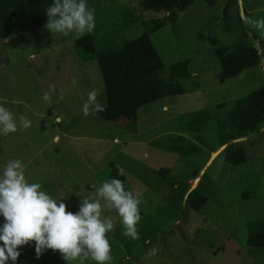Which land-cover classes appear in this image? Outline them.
<instances>
[{"label": "rangeland", "instance_id": "1", "mask_svg": "<svg viewBox=\"0 0 264 264\" xmlns=\"http://www.w3.org/2000/svg\"><path fill=\"white\" fill-rule=\"evenodd\" d=\"M86 2L95 10V28L86 34L111 44L138 36L151 19L162 21L149 34L155 50L164 67L187 60L190 76L180 83L185 91L197 87L203 102L176 114L172 103L161 112L163 100H156L138 107L133 123L84 116L81 107L90 90L104 102L96 61L82 60L72 35L51 33L46 22L12 33L0 39V104L12 110L18 131L0 134V172L7 161L21 160L29 183H40L76 213L81 198L93 197L108 180L112 161L124 172L126 190L139 193L142 203L138 240L123 234L114 210L102 211L114 222L107 234L110 264H264V248L245 244V222L264 224V125L220 145L234 101L264 83V36L243 19L264 17V0H214L212 5L194 0L181 11L160 12L142 9L141 0ZM239 38L257 49L261 61L219 82L214 49L226 51ZM197 113L203 115L191 124ZM21 114L31 121L27 129L19 125ZM176 134L184 138L175 141ZM175 142L186 147L184 155L170 150ZM238 147L245 161L231 166L224 154ZM192 191L205 197L198 210L187 204ZM152 248L155 256L148 255ZM17 250L15 264H95L90 258L68 262L51 249L37 256L34 241Z\"/></svg>", "mask_w": 264, "mask_h": 264}, {"label": "trees", "instance_id": "2", "mask_svg": "<svg viewBox=\"0 0 264 264\" xmlns=\"http://www.w3.org/2000/svg\"><path fill=\"white\" fill-rule=\"evenodd\" d=\"M194 0H141L144 10L181 11ZM212 5L214 0H202ZM53 0H0V39L16 32H24L47 21L46 10ZM162 21L151 19L144 24L143 31L132 39H124L119 44H111L104 37L96 38L85 34L73 41L76 54L82 60L94 59L99 68L103 87V112L95 115L102 120L117 122L125 119L135 121L137 108L154 102L164 96L180 94L184 91L180 79L190 76L187 60H177L164 67L155 50L149 34L159 29ZM108 42V43H107ZM219 63V82L237 76L241 71L256 66L261 61L257 49L245 39L231 42L226 51L214 49ZM165 72V76H163ZM203 114L197 113L190 123L196 124ZM229 127L220 139V145L227 140L257 132L264 125V83L234 101L222 123ZM176 134L174 140H182ZM170 150L184 155L186 147L173 143ZM224 161L231 166L245 161L242 148H233L224 154ZM107 179L116 178L124 182L125 175L112 161L107 163ZM126 190V187H125ZM244 198L245 196H242ZM205 197L192 191L187 197L191 209L198 210ZM245 244L251 248H264V224L262 219L245 222Z\"/></svg>", "mask_w": 264, "mask_h": 264}, {"label": "clouds", "instance_id": "3", "mask_svg": "<svg viewBox=\"0 0 264 264\" xmlns=\"http://www.w3.org/2000/svg\"><path fill=\"white\" fill-rule=\"evenodd\" d=\"M94 11L86 0H53L46 10L44 27L51 33L72 35L73 40H78L94 30ZM243 19L246 25L264 36V17ZM97 97L96 89L87 93V100L81 107L84 116L105 110ZM49 98L50 93L46 92L43 99ZM18 121L23 129L31 126V121L22 114ZM17 131V119L12 110L0 104V134L8 136ZM41 189L40 183L28 182L25 166L19 159L7 161L0 172V216L4 218L0 225V264L8 261L15 264L20 255L17 249L32 241L37 256L45 249H51L58 251L68 262H83L90 258L95 264H110L113 257L107 234L113 230L114 222L102 217L104 209L117 213L125 236L139 239L137 224L141 220L142 199L139 193L125 190L121 180L103 181L96 187L93 197L81 198L76 213L67 211L62 200L57 201ZM156 253L157 249L152 248L148 255L155 256Z\"/></svg>", "mask_w": 264, "mask_h": 264}, {"label": "crops", "instance_id": "4", "mask_svg": "<svg viewBox=\"0 0 264 264\" xmlns=\"http://www.w3.org/2000/svg\"><path fill=\"white\" fill-rule=\"evenodd\" d=\"M197 89L198 88L196 87L193 90H189V91L184 90L180 94L168 95V96H164V97L158 99V100H163L160 103V111L161 112H167L169 110V109H167L169 103H172V105H171L173 107L172 109L176 108L175 111H172L173 113L175 112L176 114L187 113V111L189 112V108L195 107L197 105H201V102H203V101L201 98H199L200 95H197L198 92H200V90H197ZM166 102H167V104H166ZM173 103H175V105H173ZM1 169L3 170V168H1Z\"/></svg>", "mask_w": 264, "mask_h": 264}]
</instances>
